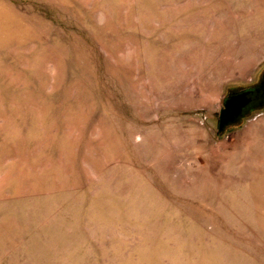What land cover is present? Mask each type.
Returning <instances> with one entry per match:
<instances>
[{"label":"rangeland","instance_id":"obj_1","mask_svg":"<svg viewBox=\"0 0 264 264\" xmlns=\"http://www.w3.org/2000/svg\"><path fill=\"white\" fill-rule=\"evenodd\" d=\"M264 0H0V264H264Z\"/></svg>","mask_w":264,"mask_h":264},{"label":"water","instance_id":"obj_2","mask_svg":"<svg viewBox=\"0 0 264 264\" xmlns=\"http://www.w3.org/2000/svg\"><path fill=\"white\" fill-rule=\"evenodd\" d=\"M264 108V81L252 88L231 90L222 100L219 129L238 123L256 109Z\"/></svg>","mask_w":264,"mask_h":264},{"label":"flooded vegetation","instance_id":"obj_3","mask_svg":"<svg viewBox=\"0 0 264 264\" xmlns=\"http://www.w3.org/2000/svg\"><path fill=\"white\" fill-rule=\"evenodd\" d=\"M263 81H264V79H263V80H261V81H260V83H261V82H263ZM260 83H258V84H260ZM258 84H257V85H258ZM237 91H238V90H237Z\"/></svg>","mask_w":264,"mask_h":264}]
</instances>
